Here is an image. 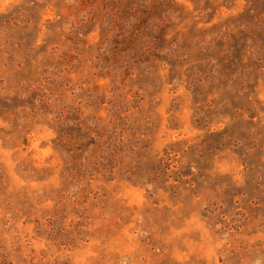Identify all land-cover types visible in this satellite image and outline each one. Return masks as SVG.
<instances>
[{
    "label": "rangeland",
    "instance_id": "1",
    "mask_svg": "<svg viewBox=\"0 0 264 264\" xmlns=\"http://www.w3.org/2000/svg\"><path fill=\"white\" fill-rule=\"evenodd\" d=\"M0 264H264V0H0Z\"/></svg>",
    "mask_w": 264,
    "mask_h": 264
}]
</instances>
